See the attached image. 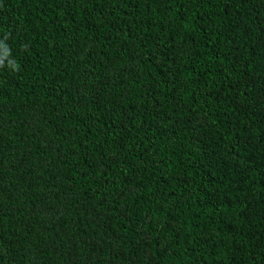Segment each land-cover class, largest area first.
<instances>
[{
    "label": "trees",
    "instance_id": "16d2710c",
    "mask_svg": "<svg viewBox=\"0 0 264 264\" xmlns=\"http://www.w3.org/2000/svg\"><path fill=\"white\" fill-rule=\"evenodd\" d=\"M0 264H264V0H0Z\"/></svg>",
    "mask_w": 264,
    "mask_h": 264
}]
</instances>
